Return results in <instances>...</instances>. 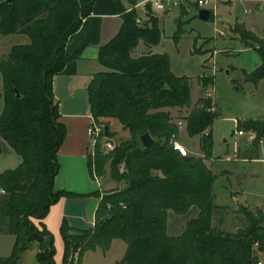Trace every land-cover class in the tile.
I'll list each match as a JSON object with an SVG mask.
<instances>
[{
    "label": "trees",
    "instance_id": "1",
    "mask_svg": "<svg viewBox=\"0 0 264 264\" xmlns=\"http://www.w3.org/2000/svg\"><path fill=\"white\" fill-rule=\"evenodd\" d=\"M94 1L0 0V34L22 33L28 38L27 43L12 45L0 59V153L5 142L20 157L15 167L0 171V216L7 221L6 232L15 237L11 255L1 263L15 264L36 240L39 264H55L54 237L42 220L51 204L71 192L53 189L57 152L66 131L52 79L79 55L67 54L65 43L91 13ZM127 1L132 6L128 10L116 0L122 24L99 48L98 60L105 70L94 73L87 87L93 120L103 124L115 120L129 134L109 154L97 152L95 159L99 173L108 163L110 179L118 187L102 194L93 226L75 230L61 223V264H81L82 252L97 246L106 250L115 238L126 243L124 256L115 264H256L257 252L264 254V213L242 208L249 224L246 233L213 230L215 176L205 159L211 156L215 115L206 110L208 99L200 97L196 108L180 118L187 135L199 137L202 155L182 156L173 149L170 140L178 125L170 110L191 105V78L175 75L169 55L150 49L161 40L158 18L146 14L147 22H140L136 0ZM234 31L260 58L245 80L264 79V39L241 25ZM243 126L257 138L264 136V119L247 120ZM146 131L155 143L144 148L139 137ZM88 165L93 176L89 155ZM193 205L197 216L181 234L168 235L167 210L183 214Z\"/></svg>",
    "mask_w": 264,
    "mask_h": 264
},
{
    "label": "rangeland",
    "instance_id": "2",
    "mask_svg": "<svg viewBox=\"0 0 264 264\" xmlns=\"http://www.w3.org/2000/svg\"><path fill=\"white\" fill-rule=\"evenodd\" d=\"M136 3V15L142 23H146L148 20L146 14L158 18L159 14H169L177 9L182 15L181 33L178 41L174 38L176 29L173 23V15L165 17L162 15L160 18V20L163 19V23L160 22L163 26V48L170 57L171 67L177 74L191 76V99L194 98L190 106L170 110L173 121L178 125V133L175 138L180 142L183 141V144L185 143L190 156L202 155L198 140L196 138L188 139L185 122L181 120L179 125L178 120L196 108V105L194 106L196 101L200 97L204 98L205 91L210 89L212 97L205 99H208L210 106L214 107L213 111L208 112L215 115L211 125L212 157H224L228 153L232 155L234 132L237 127L244 133L241 138L237 139L236 156H241L240 151L243 148L248 151L247 149L251 145L245 138L248 139L251 129L245 128L243 124L247 120L264 119V81L254 84L243 79L241 70L249 71L259 56L252 48H247L243 41L233 38L231 28L237 19H242L247 29L256 36L264 38V0H239L232 4H220L211 12V17L208 20H201L198 17V9L193 0H183L179 6L170 10H157L149 3L145 4L146 0H137ZM125 7L129 9L132 6L126 1ZM221 32L225 34L221 35ZM194 41L197 42L192 50ZM27 42V36L22 33L0 34V59L8 54L12 45ZM212 43L215 44L214 49H212ZM224 47H229L231 50H224ZM227 65L233 66L234 70L226 73ZM212 66L215 68V76L209 74L213 71ZM2 91L3 85L0 74V112L3 106ZM218 108L219 111H217ZM95 124L102 128V132L91 142L89 156L92 162V175L94 179L99 181L101 192L109 193L118 186L116 182L110 179L108 163L102 173L97 171L95 165L97 152L102 155L109 154L117 144L128 138L129 134L115 120H108L105 124L99 122H95ZM104 126H108V135L104 134ZM252 139L259 143V137L257 138L256 134ZM257 158L250 162L239 161L236 163L237 171L231 177L221 176L215 179L213 192L215 194L214 200L217 203L229 204L231 207L237 204H247L250 207L264 204V160H262L264 159V143L259 148ZM19 162L20 157L4 142L0 153V171L13 168ZM207 163L205 162L208 167ZM223 163L227 167L232 166V162ZM244 173L248 175L246 182L243 178ZM237 187L242 190L236 195L232 191L236 190ZM242 208L235 207L237 210L235 213H232V210H223V208L222 210H215L216 223L213 228L215 233L223 232L226 235L246 233L249 224L243 215ZM254 209L256 210V208ZM197 213L198 208L195 205L183 214L171 211L169 213V231L181 234L197 216ZM240 217L243 222L240 221ZM222 218H226L225 222ZM4 221V217L0 216V226H3ZM0 241L7 240L0 236ZM116 241L123 240L117 239ZM113 251L118 250L114 249ZM89 253L93 255L94 260L95 254ZM263 255L261 252L260 259H263Z\"/></svg>",
    "mask_w": 264,
    "mask_h": 264
},
{
    "label": "crops",
    "instance_id": "3",
    "mask_svg": "<svg viewBox=\"0 0 264 264\" xmlns=\"http://www.w3.org/2000/svg\"><path fill=\"white\" fill-rule=\"evenodd\" d=\"M126 1L127 0H119L121 5L128 10V8L125 7ZM121 14L122 13L119 10L116 0H95L91 13L83 18L79 28L68 36L65 43V52L67 54H74L78 52L79 55L76 58L68 60L64 64L63 68L54 74L52 79L53 94L55 100L58 102L60 121L65 126L66 131L65 137L57 152L59 168L54 178L53 189L55 192H71L70 195L60 196L53 204H51L47 214L42 220L46 228L53 234L54 237L55 264H61L63 255V240L59 231L61 223L65 222L70 228L75 230H83L93 226L95 222V210L103 194V192H101L102 189L99 181L94 179L89 172L88 155L91 148V139L87 135V127L93 118L89 108L87 87L94 73L105 70V67L98 60V50L100 47L107 44L119 31L122 24ZM162 15L164 17L173 15V23L176 29L174 38L176 41H178L181 33L180 22L182 15L177 9H174L169 14L158 15V26L161 29L162 36L159 44L151 47L150 49L154 52L167 53L163 48V26L160 23H163V19L160 20ZM237 25H241L246 30L251 31L247 29L245 22L242 21V19H237L234 26L231 28L233 38L240 39L238 33L234 31V27ZM196 42H193L192 50L193 47L196 46ZM214 45L215 44L212 43V49H214ZM142 47L144 50H148L146 46ZM225 49L231 50L229 47H224V50ZM203 61L202 67L204 65ZM259 64L260 58L255 60L253 67L249 71L242 69L241 73L243 75V79L245 80V74L253 71ZM170 68L175 75H186L175 73L171 67V63ZM211 69L213 71L209 74L215 76L214 66H212ZM226 69L228 73H230L234 70V67L227 65ZM262 81H264V79H261L254 84ZM193 100L194 98L191 99V103ZM217 111H219V108ZM181 120L182 119L178 121ZM238 130L239 129L237 127V130L234 132V149L232 155L228 153L224 157H212L211 147V156L205 159V162H208V167L211 172H213L215 179L221 176L231 177L237 171L236 163L239 161L250 162L254 159H258L257 154L259 148L264 142H255L252 138H249V136L248 139L245 138L251 145L247 149L248 151L243 148L240 151L242 153L241 156H236L237 139L243 136V134L239 135L237 133ZM191 138H196L199 144L198 136L188 137V139ZM181 143L183 144V141ZM183 145L185 146V143ZM185 147L186 149L188 148L187 146ZM188 155H190L189 152ZM223 162H232V166L227 167ZM224 171L225 173H223ZM243 178L245 182L248 181L247 174L244 173ZM213 183L211 189L213 202L216 207L212 211V228H214V224L216 223L214 212L217 209L222 210L223 208V210H232V213H235L237 211L235 207H244L251 211H254V208H264V204L253 207H250L247 204H237L231 207L229 204L217 203L214 200L215 194L213 192ZM240 190L242 189L237 187V189L232 191V193L234 192L237 195L240 193ZM97 193H99V195ZM171 211L172 210L170 209L167 210V233L168 235H178L179 233L169 231V213ZM4 220L3 226H0V236L6 238L7 241H0V259L7 258L11 255L15 243L14 235L6 232L7 221L6 219ZM222 220L225 222L226 218H222ZM240 221L243 222L241 217ZM224 224L226 225V223ZM117 239L118 238L113 239L110 246L106 250L97 246L93 249H88L82 252L80 255L81 264H115L117 261L122 259L126 251V243L124 241H116ZM114 249L118 251H113ZM38 251L39 242L36 240L31 241L27 248L21 253L15 264H39L36 257ZM89 252L95 254L94 260L93 255H90ZM257 255L260 259V254L258 252ZM261 261L264 264V255ZM0 264L4 263L0 262Z\"/></svg>",
    "mask_w": 264,
    "mask_h": 264
},
{
    "label": "built area",
    "instance_id": "4",
    "mask_svg": "<svg viewBox=\"0 0 264 264\" xmlns=\"http://www.w3.org/2000/svg\"><path fill=\"white\" fill-rule=\"evenodd\" d=\"M193 1L195 2L197 9H208L210 12H213L214 9L220 4H232L235 1H239V0H193ZM182 2L183 0H146L145 4L149 3L157 10H170L174 7L179 6ZM244 13L246 12L244 11ZM221 35H224V32H221ZM206 97H212V91L210 89L205 91L204 98ZM206 110L213 111L214 107L209 106L206 108ZM178 124L180 125L181 122L179 121ZM101 132H102V128L98 127L95 124V121L92 119L91 123L87 127V135L91 139V142L94 141ZM237 133L239 135H242L244 132L243 130L239 129ZM254 135L255 133L251 131L249 138H253ZM263 142H264V136L259 138V143H263ZM170 143L173 149L178 151L180 155L182 156L188 155V151L186 147L180 141H178L174 136L171 137ZM1 192L2 191L0 190V193ZM262 210L264 211V208H262ZM254 247L255 248L257 247V243H254ZM258 253L260 254L261 252L258 251ZM256 264H263V262L261 261V259L258 258Z\"/></svg>",
    "mask_w": 264,
    "mask_h": 264
},
{
    "label": "water",
    "instance_id": "5",
    "mask_svg": "<svg viewBox=\"0 0 264 264\" xmlns=\"http://www.w3.org/2000/svg\"><path fill=\"white\" fill-rule=\"evenodd\" d=\"M7 1H11V0H7ZM210 14L211 12L208 9H198L197 11V15L201 20H207L210 17ZM226 73H228L227 70H226ZM14 93H15V96L19 98L20 94L17 89H14ZM103 131L105 135H108L109 133L108 126H104ZM139 139L144 148H147L155 143V139L150 135L148 131L142 133Z\"/></svg>",
    "mask_w": 264,
    "mask_h": 264
}]
</instances>
